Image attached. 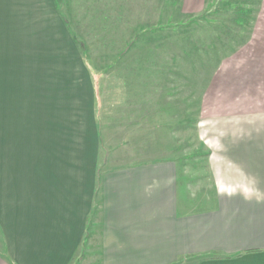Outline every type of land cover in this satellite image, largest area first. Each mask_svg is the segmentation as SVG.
<instances>
[{"label": "crops", "instance_id": "0c3cea01", "mask_svg": "<svg viewBox=\"0 0 264 264\" xmlns=\"http://www.w3.org/2000/svg\"><path fill=\"white\" fill-rule=\"evenodd\" d=\"M126 2L0 0V264H264V116L182 143L174 55ZM206 60L177 73L218 115Z\"/></svg>", "mask_w": 264, "mask_h": 264}, {"label": "rangeland", "instance_id": "374dc122", "mask_svg": "<svg viewBox=\"0 0 264 264\" xmlns=\"http://www.w3.org/2000/svg\"><path fill=\"white\" fill-rule=\"evenodd\" d=\"M124 1L127 2L121 3V7L130 5L134 8L131 18L122 19V28H127V35H132L137 29L134 19L142 22L146 18L149 22L139 24L137 31L150 27L147 31L151 32L153 27L158 61H166L169 51L174 55L173 80L167 89L173 90L172 98L178 108H190L188 115L178 114L179 126H188L180 129L182 143H195L191 128L195 134L197 131L201 133L198 124L202 119L222 117L226 122L227 118L239 115L243 121L264 116V0ZM208 41H212L211 45ZM197 59L204 64L206 59L217 61V73H221L223 78L219 85L224 89L217 92L219 105L223 104L224 109L218 115L193 114L195 108H199L198 72L191 73L189 78L177 73V64L189 60H194L192 63L195 64L191 71H207L209 65L198 66ZM109 86L114 88L112 84ZM112 97L120 98L118 94ZM2 101L0 106H3ZM182 150L185 151L183 154H191L192 149L186 147Z\"/></svg>", "mask_w": 264, "mask_h": 264}]
</instances>
